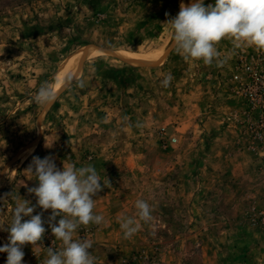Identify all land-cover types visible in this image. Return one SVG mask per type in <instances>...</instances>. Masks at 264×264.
<instances>
[{"label":"rangeland","instance_id":"374dc122","mask_svg":"<svg viewBox=\"0 0 264 264\" xmlns=\"http://www.w3.org/2000/svg\"><path fill=\"white\" fill-rule=\"evenodd\" d=\"M180 4L0 0V245L16 204L37 202L33 158L51 157L100 176L93 211L104 222L75 234L92 241L95 264H264V50L224 38L223 66L185 59L167 23ZM254 73L261 88L248 87ZM45 83L59 90L46 110L33 100ZM138 199L154 227L138 220L125 238L121 217L137 216ZM51 212L25 264L62 248Z\"/></svg>","mask_w":264,"mask_h":264},{"label":"clouds","instance_id":"9594fccd","mask_svg":"<svg viewBox=\"0 0 264 264\" xmlns=\"http://www.w3.org/2000/svg\"><path fill=\"white\" fill-rule=\"evenodd\" d=\"M167 23L172 30L171 47L185 59L202 60L206 65L215 62L219 67L227 62L228 58H222L216 47L224 38L232 39L236 48L264 50V0H213L207 5L205 0H189L188 4L181 0L180 11ZM173 79L171 73L167 74L161 81L162 86L169 87ZM67 81L66 76L64 83ZM58 96L59 90L45 83L33 100L46 110ZM28 170L38 180V186L29 189L37 202L32 205L24 199L14 207L11 224H7L8 242L0 245V253L7 254L5 264H25L23 246L42 241L46 231L42 214L48 209L52 210L49 227L55 238L62 242V248L59 251L46 248L44 264H95L96 258L89 251L92 241L75 238L81 225L104 222V217L93 211V197L102 188L95 166L70 164L63 165L61 170L51 157H34ZM37 206L41 212L33 214ZM135 208L137 216L121 217L120 227L125 238H131L141 228L140 222L154 227L153 207L149 202L138 199ZM57 216L60 217L58 223H53ZM4 225H0V230H4Z\"/></svg>","mask_w":264,"mask_h":264},{"label":"built area","instance_id":"2783aa9c","mask_svg":"<svg viewBox=\"0 0 264 264\" xmlns=\"http://www.w3.org/2000/svg\"><path fill=\"white\" fill-rule=\"evenodd\" d=\"M262 86H263V83L261 81L260 76H258L256 73H254L253 83L251 86L249 85L248 87L256 89V88H261ZM252 92H253V90L251 91V94H252Z\"/></svg>","mask_w":264,"mask_h":264},{"label":"bare ground","instance_id":"6f19581e","mask_svg":"<svg viewBox=\"0 0 264 264\" xmlns=\"http://www.w3.org/2000/svg\"><path fill=\"white\" fill-rule=\"evenodd\" d=\"M71 59H72V58H71ZM69 65H70V64H69ZM65 69H66V68H65ZM65 69H64V70H65ZM64 70H63V71H64ZM60 76H61V75H60ZM59 79H60V77L58 78V80H59Z\"/></svg>","mask_w":264,"mask_h":264}]
</instances>
